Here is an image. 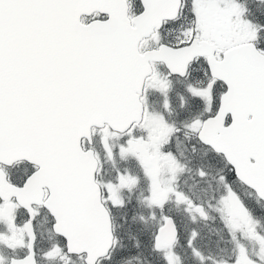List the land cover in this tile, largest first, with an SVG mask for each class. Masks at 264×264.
Listing matches in <instances>:
<instances>
[{"label":"snow or ice","instance_id":"1","mask_svg":"<svg viewBox=\"0 0 264 264\" xmlns=\"http://www.w3.org/2000/svg\"><path fill=\"white\" fill-rule=\"evenodd\" d=\"M262 34L247 0H0V247L24 250L0 264L111 261L128 221L125 194L141 180L149 215L140 220L156 225L151 250L182 264L175 209L194 224L212 207L181 186L189 165L201 179L222 169L215 210L236 243L224 264H264V234L236 189L264 200ZM181 136L190 160L173 146ZM129 161L137 172L118 166ZM41 212L51 240L43 251ZM197 236L185 240L192 255L216 264ZM245 237L258 241L254 256Z\"/></svg>","mask_w":264,"mask_h":264},{"label":"rangeland","instance_id":"2","mask_svg":"<svg viewBox=\"0 0 264 264\" xmlns=\"http://www.w3.org/2000/svg\"><path fill=\"white\" fill-rule=\"evenodd\" d=\"M156 98L157 100L153 98L152 106L155 109H159V97L156 96ZM173 102L175 103V101ZM182 144L183 143L180 141L179 143L173 145L178 155L183 148ZM187 149L192 151V146L188 145ZM200 153L202 155L204 152L201 150ZM118 166L121 168L127 166L132 168L134 172L138 171L130 161L127 164L118 162ZM193 172L196 175L191 172H185V174L181 177V184L184 185L185 189H189L188 193L194 200L204 203L205 207H207L208 202L211 201L212 207L208 208L207 219H198L193 224L188 215L183 212L182 208L175 209V205H170V207L178 212L179 216L183 220L182 224L179 226L180 236L175 244V252L180 256L182 264H200L199 260L192 255L191 250L185 244L188 233L194 229L198 233L195 246L204 254V256L212 257L216 264L230 262L231 257L236 252V243L228 236L223 227L217 229L215 225H213V221L222 224L220 222V213L215 210L218 206L219 196L223 192V186L218 182V177L221 175L222 169H218L214 166L209 167L208 175L204 179H201L197 175L196 170H193ZM104 173L107 175L112 174V167L110 164L105 166ZM236 189L240 197L252 210L257 223L260 222V220H264V209H261V205L255 195L250 190L239 184L236 185ZM145 191L146 183L141 180V184L137 188H134L131 193L125 194V198L130 199L131 204L127 210L128 221L124 223L122 227H119L120 241L115 246V249H120V252L117 253L116 256H123L128 259L132 257V260H134L136 264H163V261L160 259V254L151 250L150 240L148 237V233L154 231L155 229V222L149 221L147 224H144L140 220L141 215L145 217L149 215L148 209L142 203H138L142 192ZM213 196H215L216 199H213ZM202 226L206 228L203 229ZM46 230L49 231L48 228ZM135 234L139 237L141 236V238L136 237ZM133 235L138 239L132 240L134 239ZM122 239L129 240H126L127 246L124 244ZM240 242L247 249L249 256H254L259 251V244L255 239L245 237ZM137 243L139 244V247L136 246ZM76 262L77 261L75 260V262L73 261L72 263ZM205 264H212V260H206Z\"/></svg>","mask_w":264,"mask_h":264},{"label":"flooded vegetation","instance_id":"3","mask_svg":"<svg viewBox=\"0 0 264 264\" xmlns=\"http://www.w3.org/2000/svg\"><path fill=\"white\" fill-rule=\"evenodd\" d=\"M154 99L157 100L156 96L154 97ZM173 101H175L174 94H173ZM172 119H177V117L173 116ZM180 141L183 143L182 144L183 148L181 149L180 153L184 154V158H186L188 160L191 159L193 157V151H189L187 149V146L188 145L192 146V144L189 141L184 140L182 136L180 138ZM201 150L203 152L206 151L204 148L198 149V151L196 153L197 156L201 155V153H200ZM13 179H15V177H13ZM239 185L244 186L245 188L250 190L255 195V197L257 198V195L255 194V192L253 190L248 188L246 185H242V184H239ZM181 186L184 188L183 184H181ZM185 190L188 191L189 189H185ZM259 203L261 205V209H264V201L263 200H259ZM16 215H17V223H22L23 219H24L23 211L22 210H17ZM49 225H50V221L47 219L46 214L44 212H41V215L39 217H37V220H36V223H35L36 232H37V249L39 251L45 250L49 246V244L51 242V240H50V232L46 230L47 228L49 230ZM255 227H256V231L258 233L264 234V220H260V222L256 223ZM117 250L118 249L114 250L115 255H114V253H112V260L111 261H105V262H103V264H115V263H117L119 261L118 260L119 257L116 256ZM23 252H24L23 249H16L15 251H13V250L5 248V247H0V256L5 257V258L11 257L13 255H23ZM75 260L77 262L76 263H72L73 261L75 262ZM39 264H64V262L61 261V260L48 261V260H45V259L41 258L40 261H39ZM67 264H82V261L80 259H78V258L77 259H69L67 261Z\"/></svg>","mask_w":264,"mask_h":264},{"label":"trees","instance_id":"4","mask_svg":"<svg viewBox=\"0 0 264 264\" xmlns=\"http://www.w3.org/2000/svg\"><path fill=\"white\" fill-rule=\"evenodd\" d=\"M247 3H248V5H249V8H250V18L251 19H253L254 21H256V22H258V23H264V2H261V0H247ZM262 35H264V34H262ZM262 46H264V45H262ZM189 167L190 168H192V171H190L191 173H193V174H195L194 172H193V170H195V166L194 165H189ZM196 175V174H195ZM214 222V224L213 225H215V227L217 228V229H220V228H222L223 227V225L222 224H219V223H217L216 221H213ZM207 226H208V224H207ZM209 227V226H208ZM202 228L204 229V228H206V227H204V226H202ZM212 231V230H211ZM136 235V234H135ZM117 236H119V227L117 228ZM180 236V235H179ZM133 237H134V239H132V240H135V239H138V238H136V237H139V236H137L136 235V237L133 235ZM139 238H141V236L139 237ZM123 240V242H124V244L127 246V244H126V240L127 239H122ZM141 240V239H140ZM127 241H129V240H127ZM115 249V248H114ZM150 251V250H149ZM148 251V252H149ZM118 252H120V249H118L117 250V253ZM112 253H114V255H115V252H114V250H113V252ZM119 257V256H118ZM126 259H128L127 257H123V256H120L119 258H118V260L120 261V260H126ZM117 260V261H118ZM150 262H151V260H150ZM131 263L132 264H136L135 262H134V260H131Z\"/></svg>","mask_w":264,"mask_h":264},{"label":"water","instance_id":"5","mask_svg":"<svg viewBox=\"0 0 264 264\" xmlns=\"http://www.w3.org/2000/svg\"><path fill=\"white\" fill-rule=\"evenodd\" d=\"M256 194V193H255ZM257 195V194H256ZM264 201V200H263ZM126 261L127 260H121V261H118L117 263H115V264H126ZM132 264V263H131Z\"/></svg>","mask_w":264,"mask_h":264}]
</instances>
